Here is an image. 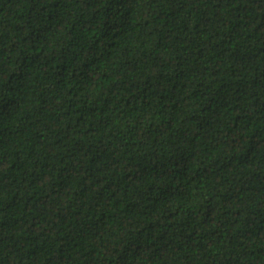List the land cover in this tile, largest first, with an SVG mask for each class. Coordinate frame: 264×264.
<instances>
[{"label": "trees", "instance_id": "1", "mask_svg": "<svg viewBox=\"0 0 264 264\" xmlns=\"http://www.w3.org/2000/svg\"><path fill=\"white\" fill-rule=\"evenodd\" d=\"M0 264H264V0H0Z\"/></svg>", "mask_w": 264, "mask_h": 264}]
</instances>
